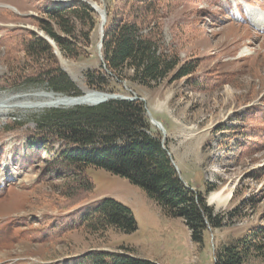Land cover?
<instances>
[{"label":"rangeland","instance_id":"374dc122","mask_svg":"<svg viewBox=\"0 0 264 264\" xmlns=\"http://www.w3.org/2000/svg\"><path fill=\"white\" fill-rule=\"evenodd\" d=\"M81 1L105 6V0ZM50 2L54 0H0V39L7 34L17 37L28 29L54 46L32 19L42 17L39 11ZM169 2L167 9L159 5L164 14L158 28L164 45L174 49L182 61H196L191 77L195 83L185 78L169 82L167 78L145 87L123 80L114 93L143 102L151 128L162 140L163 134L150 119L161 124L184 185L201 191L206 202L211 192L222 190L224 194L231 188L232 195L224 205L209 204L214 213L228 214L226 225L208 229L197 246L183 221L162 212L141 188L104 169L88 167L86 174L94 190L75 208L112 198L131 210L135 230L109 228L90 233L76 227L44 235L40 222L64 213L53 208L54 196L47 198L52 190L48 183L35 185L42 163L37 159L28 164L22 161L23 133L34 127L32 116L46 108L15 104L6 115L2 112L11 97L24 96L21 102L28 103L51 91L46 85L22 83L0 87V264H57L88 250L118 251L120 247L155 264H213L216 245L264 225V21L255 26L246 10L250 4L264 15V0ZM239 8L243 17H239ZM94 14L93 27L80 24L73 31L74 58L54 46L60 69L81 94L96 91L86 86L84 73L99 68L101 62L97 52L100 19L96 11ZM24 58L16 49L6 53L0 43V83L3 77L12 76L9 69L18 70ZM14 119L23 123L22 128L2 134L7 122ZM206 183L214 189L207 191Z\"/></svg>","mask_w":264,"mask_h":264},{"label":"trees","instance_id":"16d2710c","mask_svg":"<svg viewBox=\"0 0 264 264\" xmlns=\"http://www.w3.org/2000/svg\"><path fill=\"white\" fill-rule=\"evenodd\" d=\"M169 1L173 0H105L102 62L99 68L84 73L89 89L114 93L123 80L145 87L156 86L167 78L169 82L185 78L195 83L191 77L196 61H182L174 49L164 45L158 28L164 14L159 5L167 9ZM39 12L42 17H32L38 29L69 58L75 57L71 36L77 25L91 28L96 24L94 11L81 0L68 5L50 2ZM12 36L15 35L7 34L0 43L6 53L21 51L25 61L18 70L9 69L12 76L2 78L1 88L36 83L57 94L81 95L60 69L54 46L28 29ZM32 122L34 127L23 133L22 162L28 164L37 159L42 163L35 185L48 183L52 190L48 195L43 193L47 198L54 196L53 208L64 213L40 222L44 235L76 227L90 233L109 228L135 230L131 210L112 198H99L75 208L94 190L86 174L88 167L104 169L141 188L162 212L183 221L191 242L197 246L202 244L208 229L226 225L228 214L214 213L201 191L185 187L168 154L167 139L161 142L160 133L153 131L140 100L109 99L97 105L46 108L34 114ZM7 124L2 134L19 131L23 126L16 119ZM213 189L206 183L207 191ZM57 264L155 263L120 247L118 251L88 250ZM213 264H264V225L253 226L243 235L216 245Z\"/></svg>","mask_w":264,"mask_h":264},{"label":"bare ground","instance_id":"6f19581e","mask_svg":"<svg viewBox=\"0 0 264 264\" xmlns=\"http://www.w3.org/2000/svg\"><path fill=\"white\" fill-rule=\"evenodd\" d=\"M56 1H59V0H56ZM91 3L90 4L94 8V11H96V13L100 19V27H101L104 24V22H103V18H104L103 8L104 7L99 6L95 2H91ZM246 6H247L246 10L250 14L254 25L259 26L260 24H262V21H264V15H262L260 10L258 8L253 7L250 4H247ZM57 54H58V52H57ZM72 97L73 96L57 95L56 93H52V92L49 93L48 92V93H43V95L38 97V98L37 97L33 98L34 101L28 102V103L21 102L23 99H25L24 96H18L15 98L11 97L12 98L11 100H7L5 102L6 106L4 107V110L2 112V116L6 115L7 113L10 112V110L14 109L16 106L14 107L13 105H15V104L16 105L17 104L23 105V104H30V103L31 104H40V105L32 106V107H36V108H41V106H44L47 104L67 105V104H69V102L71 100H73ZM100 97H101V94L98 93L97 91H88V92H85L84 94H81L80 96H78V99H79V101H84V102L89 103V102H93V101L98 100ZM30 98H31V96H30ZM41 103H47V104H41ZM155 125H157V124H155ZM160 128H162V126H160ZM231 195H232L231 194V188H229L224 194L222 193V190L213 191L208 195L207 200L210 204L212 203L215 206H221V205H224L225 202L230 199Z\"/></svg>","mask_w":264,"mask_h":264},{"label":"water","instance_id":"95a60500","mask_svg":"<svg viewBox=\"0 0 264 264\" xmlns=\"http://www.w3.org/2000/svg\"><path fill=\"white\" fill-rule=\"evenodd\" d=\"M68 1H72V0H59L58 2L59 3H67ZM88 4L94 10V8L92 7V5L90 3H88ZM103 12H104V14H103L104 15L103 22L105 23V21H106V10H105V8H103ZM103 25L100 27V37H99V42L97 43V52H98V56H99L101 62H102V57H101V51H100V49H101V43H102V39H103ZM53 53L56 54V51L54 50ZM98 93L101 94V97L98 100L93 101V102L87 103V102H84V101H79L78 96H73L72 97L73 100H71L69 102V104H67V105L47 104V105L41 106V108L42 107L43 108L44 107H47V108H49V107H58V106L69 107V106L83 105V104H85V105H97V104H99L101 102H104L106 100H109V99H123V100H134V99H136L135 97H126V96L118 95V94H115V93H105V92H98ZM150 122L153 125L157 124L155 126L163 134V137H162L161 142H164L165 141V137H164L165 131H164L163 128H160L161 124L157 120H154L152 118L150 119ZM168 154H169V152H168ZM173 165H174V163H173ZM175 169H176V166H175ZM209 204L210 203L207 201V205H209Z\"/></svg>","mask_w":264,"mask_h":264},{"label":"crops","instance_id":"0c3cea01","mask_svg":"<svg viewBox=\"0 0 264 264\" xmlns=\"http://www.w3.org/2000/svg\"><path fill=\"white\" fill-rule=\"evenodd\" d=\"M167 148H168V146H167ZM169 150V149H168ZM180 160H182V164H184L185 165V162H184V160L182 159V157H180ZM175 163V162H174ZM176 164V163H175Z\"/></svg>","mask_w":264,"mask_h":264}]
</instances>
